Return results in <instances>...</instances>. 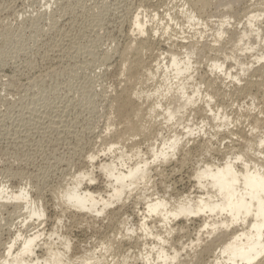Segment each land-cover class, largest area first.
Wrapping results in <instances>:
<instances>
[{"label": "bare ground", "instance_id": "bare-ground-1", "mask_svg": "<svg viewBox=\"0 0 264 264\" xmlns=\"http://www.w3.org/2000/svg\"><path fill=\"white\" fill-rule=\"evenodd\" d=\"M61 1L48 0L50 4ZM142 1L151 5L144 8L146 12L152 7L154 14L145 18L146 12L140 8L135 15L125 13L131 29L126 43L120 50L110 49L112 54L109 50L99 54L100 64L108 71L111 60L120 59V87L111 97L114 113L100 137L105 145L100 151L103 159H99V152L81 153L69 182L49 190L58 220L70 217L75 231L99 233L97 240L92 247L75 248L73 239L60 233L54 241L59 221L50 224L48 232L41 227L46 216L41 194L31 199L24 186L9 191L4 186L0 187V210L12 207L24 211L21 227L34 228L29 235L21 229L11 231L8 243L0 244V264H264V135L253 139V149L250 145L252 132L264 124V114L254 111L258 103L254 104L256 93L251 92L264 91V0H184L176 16L165 12L174 7L165 3L168 0H141L143 8ZM159 9L166 13L164 20L168 19L163 28L158 25L163 30L161 37L166 36L162 41L166 50L154 52V37L159 35L154 19L160 16ZM213 18L218 20L211 21ZM177 23L181 36L172 32ZM184 28L192 33L184 35ZM64 40L53 42L44 53L48 61L56 53L52 60L58 64V59L93 54ZM202 61L207 72L200 75L198 64ZM64 72H49V77L57 81ZM225 77L232 82H224ZM40 82L33 79L27 87L36 89ZM34 92L28 100L36 104L41 94L39 89ZM227 94L250 101L236 122L224 105L214 110L215 101ZM241 119L249 127L247 136L244 129H237L245 123ZM175 122L181 130L170 133L167 129ZM64 123L54 118L40 125L45 124L41 128L44 132L59 130ZM221 135L230 139L229 143L238 141L240 147L215 150V155H223L218 160L210 154L215 148L206 145ZM189 144L202 155L200 163L186 175L188 185L192 182L190 191L173 194L166 183L162 184V194L150 191L152 167L172 162L181 166L191 154V149H185ZM99 178L101 186H95ZM127 203H132L133 216L124 211ZM99 219L104 225L94 226ZM204 255L207 258H201Z\"/></svg>", "mask_w": 264, "mask_h": 264}, {"label": "rangeland", "instance_id": "rangeland-1", "mask_svg": "<svg viewBox=\"0 0 264 264\" xmlns=\"http://www.w3.org/2000/svg\"><path fill=\"white\" fill-rule=\"evenodd\" d=\"M140 1L141 0H62L60 4H50L48 0H0V187L6 186V189L9 191L18 186H24L31 192V199H38L36 194H41L40 196L42 201L44 200L43 202L46 209V216L44 219L46 224L44 223L41 227H44V230L48 232L49 227H51L50 224L53 225L59 221L56 227L57 229L54 230V237H52V239L56 241L55 238L58 234L63 233L65 236L64 233H67V236L73 239L72 242L75 248H79V246L87 247V245L88 247H92L99 233L87 229L81 232L75 231L76 228H72L73 225H71L72 219L68 216H63L58 220V212L54 207V200L52 196H50L49 190L57 186L61 187L69 182L70 175L77 169L76 164L78 163V159L81 158L80 155L86 152L88 153V151L99 152V159H103L100 151L105 145L101 142L100 137L108 128V118H111L114 113L113 107L111 106V97L116 94L115 92L118 91L120 87V85H118L119 71L117 69V63L119 64L120 59L117 57L114 58L116 55H112L114 59L111 58V67L108 71L104 70V66L100 64L99 54L104 50H120L123 44L126 43L125 36L131 31L130 28L128 29L129 22H127L129 16L137 14L139 8L146 12L145 9L151 6L142 1L144 3V7L142 8L143 4L141 5ZM168 1L165 3L169 6L174 5V7H170L171 9L168 7V11L165 10V12L171 14V16L179 14L177 10L181 7L184 0ZM139 3L141 7H139ZM152 9L154 10L152 7L148 8V13H144L143 17L147 18L152 16L154 14ZM159 11L158 16L159 14L160 16L158 19L157 17L154 19V26L157 25L159 28V33H157L159 35H156L159 38L156 36L154 37V42H156L154 52L158 49H163L162 51L166 50L162 42L166 36L161 37L160 32L162 33L163 30L159 26L163 28L165 24L168 23V19L164 20L166 19V16H164L166 13H161L162 9H159ZM174 11H177V13H174ZM161 14L163 17H161ZM159 20L160 23H158ZM212 20L217 21L218 19L213 18L211 21ZM179 21L181 20L178 19V23H180ZM178 23L176 24L177 27L175 26V30L172 31L176 34L180 32L178 31ZM97 25L100 26L98 27ZM183 30L184 35L192 33L187 28ZM95 32H97L96 34H99V36H97ZM60 34L62 37H60ZM67 35H70V38L74 40L69 39ZM178 36L181 35L178 34ZM99 37L100 39H98V42L94 41ZM63 38H65L66 41L71 40L74 45L73 48L78 47L81 52L90 49L93 54L89 55L88 53H83L79 57L72 58L73 60L69 57L62 59V61L58 59L61 63L58 64L52 60V56L57 55L56 53L54 55L51 54V61H48V59L44 57V53L47 52L58 39L60 40ZM65 40L63 42H65ZM157 43L159 46H157ZM110 46L112 47L110 48ZM30 62L34 64V67H32L33 69H30L29 64H27ZM198 65V67H200L198 68V73L200 75H203L204 71L207 72L205 62L203 63L202 61V63ZM64 70L66 71L64 72ZM54 71L56 73L63 71L64 74H62L61 78V75H58L59 78L57 77V81H52L53 79L49 77V72L53 73ZM44 73L49 75L43 78L45 75ZM33 79L37 81L41 80L42 82L37 84L36 89L27 87V84L31 81L33 82ZM12 80H15V87L17 88L11 86ZM262 81H264V78H262ZM224 82H232V79H226L225 77ZM231 87L232 85L230 84L229 88ZM37 89H39L41 94L39 95L40 101L33 104L29 102L28 99ZM113 89L114 91L112 92ZM226 90H228V88ZM254 90H251L252 94L256 93L257 95H254L255 98L253 102L254 104L258 103L254 111L255 113L262 112L263 115L264 106L261 102L263 99L260 98L264 96V91L255 90V92ZM232 95L233 94H227L221 101V98L218 101L216 100L214 103V110L224 105V110L229 115V118H233L232 121L236 122V119L241 118V115L244 114L246 110L245 107L249 106L250 101L248 97ZM262 115L260 114V116ZM54 118H58L61 122H65L63 128L58 125L60 128L59 130L45 129L43 132L41 128L44 127L46 123L42 126L40 124ZM241 120L245 122L243 119ZM178 125L180 124L175 122L171 124L167 130H169L170 133L178 132L181 130V127H178ZM233 125L234 124H231L230 127H233ZM239 125H237L239 126L237 129H244L247 136L249 134V127L246 125V122L243 125ZM261 125L259 126L261 128H257L250 136L251 149H253L254 146L253 139L264 135V124L262 125L263 127ZM16 132L18 134H16ZM203 138H206V136ZM224 138H226V136L221 135L217 140L214 139L211 143L206 145H209L210 148H215L214 150L211 149L210 154L218 158V160L220 157H223V155L221 153L215 155V150L219 149L220 152H224L226 146H234V149L240 147L238 141L229 143L230 139ZM197 139L199 140V137ZM141 145V147L144 146V144ZM193 146L189 144V146L185 148L187 150L191 149V154L187 156L188 158H185L184 162L182 161L181 166L172 162L166 167H152V182L149 184L150 191L162 194V190H164L162 184L165 183L164 186L169 185L170 188H173V194H181L184 192L183 195H185L190 191L192 182L188 185L186 175L188 171H191L200 163L201 160H199V158L202 157L199 150H194ZM72 149L75 152H72ZM195 152H197V154ZM178 160H180V157L176 159V162H178ZM15 177L17 180L15 179L14 181L13 179ZM100 181L101 179L97 182L99 184L95 186H101ZM61 183L64 184L60 185ZM12 209V207H8V210L7 208L0 210V244L8 243L11 239L10 237L13 236H11L13 231V233H16L15 231L21 229L23 230V234L26 232V235H29L31 234L30 231L34 228L32 226L23 229L20 223H22V219L24 218L22 215L24 211L18 212ZM125 210L127 215L133 216L132 203H127L124 208V211ZM100 222L101 219H99L94 226L101 227L104 225ZM103 222H106V220H103ZM41 227H39V229H42ZM192 228L191 226L190 229ZM8 230H10V232H8ZM56 231H58V233ZM1 250L3 249L0 245V251ZM73 252L76 253L77 250L73 249ZM37 254L39 255L40 253L37 252ZM204 256H201V258H207V256Z\"/></svg>", "mask_w": 264, "mask_h": 264}]
</instances>
